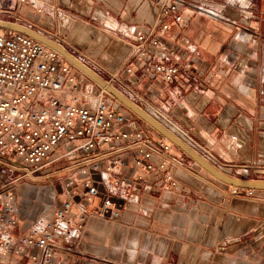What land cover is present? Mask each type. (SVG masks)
Segmentation results:
<instances>
[{
  "label": "crops",
  "instance_id": "1",
  "mask_svg": "<svg viewBox=\"0 0 264 264\" xmlns=\"http://www.w3.org/2000/svg\"><path fill=\"white\" fill-rule=\"evenodd\" d=\"M162 3H177L187 26L175 21L174 12L159 22ZM0 19L37 29L102 77L120 72L116 84L129 100L214 167L264 181V0H0ZM137 33L159 40L163 57L153 62L177 66L172 80L162 81L152 66L132 60ZM126 111L131 130L141 118ZM147 131L163 136L151 126ZM170 143L168 152L154 146L165 166L152 172L140 171L132 154L122 153L120 175H142L132 184L133 202L109 192L96 173L99 194L91 201L73 183L41 191L28 203L21 195L27 184H20L13 236L71 198L68 215L76 219L83 209V229L74 239L56 240L51 264H264V191L234 192ZM104 195L117 217L102 213ZM17 248L13 253L24 262Z\"/></svg>",
  "mask_w": 264,
  "mask_h": 264
},
{
  "label": "built area",
  "instance_id": "2",
  "mask_svg": "<svg viewBox=\"0 0 264 264\" xmlns=\"http://www.w3.org/2000/svg\"><path fill=\"white\" fill-rule=\"evenodd\" d=\"M176 4H161L159 22L174 12L175 21L187 26L176 13ZM162 29L168 25L163 23ZM160 49L154 36L137 33L131 58L152 66L162 81H170L179 69L153 62L163 57L157 53ZM125 71L130 74L132 68L127 66ZM102 78L122 92L116 84L122 78L120 72ZM126 110L53 48L24 33L0 28V264H51L56 240L74 239L83 229L85 211L80 210L76 219L68 215L74 207L68 198L28 222L15 239L12 232L19 223L15 192L23 179L50 180L64 172L65 176L59 175L61 188L79 184L91 201L99 194L92 177L96 173L109 192L133 202L137 190L132 184L142 180V175L132 172L127 177L130 182L120 175L125 163L122 153L130 152L133 165L142 172L164 168L165 161L157 158L153 148L168 152L170 141L148 132L149 125L141 119L128 130ZM101 208L114 217L120 214L106 195ZM16 243L24 262L13 253Z\"/></svg>",
  "mask_w": 264,
  "mask_h": 264
},
{
  "label": "water",
  "instance_id": "3",
  "mask_svg": "<svg viewBox=\"0 0 264 264\" xmlns=\"http://www.w3.org/2000/svg\"><path fill=\"white\" fill-rule=\"evenodd\" d=\"M12 31H17L24 33L44 44L53 48L57 52L60 53L66 60H68L73 66L77 69H80L88 78L94 81L99 86L103 87L107 93H109L117 102L121 105L129 109L132 113L136 114L139 118H141L144 122H146L149 126L156 129L161 135H163L170 142L178 146L182 149L188 156H190L196 163H198L204 170H206L209 174H211L217 180L238 187L239 189H249V190H263L264 191V181L260 180H250V179H241L230 176L216 167H214L211 163L208 162L205 158H203L199 153H197L194 149H192L189 145L184 143L178 136L173 134L171 130L165 127L160 121L153 118L149 113H147L144 109H142L139 105L134 103L131 99L124 95L122 92L107 84L105 80L99 76L93 69H91L88 65L78 60L74 57L66 48H64L61 43L59 44L52 38L38 31L37 29L28 26L27 24L17 23L9 20H1L0 19V28H4Z\"/></svg>",
  "mask_w": 264,
  "mask_h": 264
},
{
  "label": "rangeland",
  "instance_id": "4",
  "mask_svg": "<svg viewBox=\"0 0 264 264\" xmlns=\"http://www.w3.org/2000/svg\"><path fill=\"white\" fill-rule=\"evenodd\" d=\"M158 118V117H157ZM174 127V126H173ZM60 174H56L54 175L53 177H51L50 180H31V179H23V181H21L20 184H25L24 186L26 187V184H27V187L28 190H22L21 191V195H23V198L25 199L26 198V202L31 203V201H36L37 200V197L40 196V192L41 191H45L46 189L51 191L52 189H54L56 192L62 190L61 188V185L59 184V179L61 176H59ZM240 178H244L245 179V176H240ZM36 193V196L34 195L32 197V195H29L28 193ZM23 193V194H22ZM34 199H32V198Z\"/></svg>",
  "mask_w": 264,
  "mask_h": 264
},
{
  "label": "bare ground",
  "instance_id": "5",
  "mask_svg": "<svg viewBox=\"0 0 264 264\" xmlns=\"http://www.w3.org/2000/svg\"><path fill=\"white\" fill-rule=\"evenodd\" d=\"M153 117V116H152ZM154 118V117H153ZM156 120L160 121L158 118H156ZM163 124V123H162ZM165 126V125H164ZM166 127V126H165ZM188 145V144H187ZM190 146V145H189Z\"/></svg>",
  "mask_w": 264,
  "mask_h": 264
}]
</instances>
